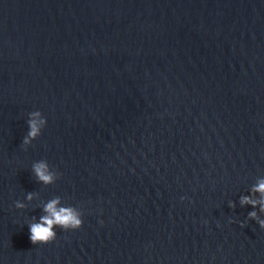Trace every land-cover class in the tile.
Returning a JSON list of instances; mask_svg holds the SVG:
<instances>
[{"label": "water", "instance_id": "obj_1", "mask_svg": "<svg viewBox=\"0 0 264 264\" xmlns=\"http://www.w3.org/2000/svg\"><path fill=\"white\" fill-rule=\"evenodd\" d=\"M259 177L264 0H0V264H264ZM56 196L83 226L34 245Z\"/></svg>", "mask_w": 264, "mask_h": 264}, {"label": "clouds", "instance_id": "obj_2", "mask_svg": "<svg viewBox=\"0 0 264 264\" xmlns=\"http://www.w3.org/2000/svg\"><path fill=\"white\" fill-rule=\"evenodd\" d=\"M47 120L43 117L40 111L29 113L28 132L22 140V146L25 150L37 139L46 126ZM32 172L38 181L44 185H51L59 179V173L52 170L46 160L34 162L32 165ZM258 194V196H257ZM35 194L28 193L26 199L32 201ZM256 197V198H254ZM185 197H181V200ZM240 205H251L253 211L248 213L247 219L254 220L261 229H264V218L261 213H264V177L257 178L255 184L252 185L249 194L241 195L239 197ZM15 207L24 209L27 207L23 202L17 201ZM229 207L235 208V202L230 203ZM258 209V211L256 210ZM44 215L32 218L28 224L30 231V240L34 245L48 244L53 242L57 237L56 228L64 231L77 230L83 226V212L74 206H62V199L56 196L48 200L43 206ZM103 223V221H101Z\"/></svg>", "mask_w": 264, "mask_h": 264}]
</instances>
